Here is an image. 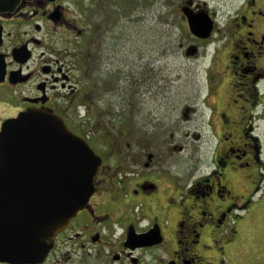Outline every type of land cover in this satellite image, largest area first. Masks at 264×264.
Instances as JSON below:
<instances>
[{"label":"flooded vegetation","instance_id":"flooded-vegetation-1","mask_svg":"<svg viewBox=\"0 0 264 264\" xmlns=\"http://www.w3.org/2000/svg\"><path fill=\"white\" fill-rule=\"evenodd\" d=\"M0 1V135L22 112L51 109L102 158L92 195L49 250L37 235V255L0 251V264H264V0H147L155 27L179 35L171 54L200 66L197 88L159 112L169 78L157 48H140L130 77L140 104L105 101L95 121L97 93L132 87L112 19L139 23L126 4L146 14L144 0ZM10 172L0 203L24 200L41 229L45 176Z\"/></svg>","mask_w":264,"mask_h":264},{"label":"water","instance_id":"water-1","mask_svg":"<svg viewBox=\"0 0 264 264\" xmlns=\"http://www.w3.org/2000/svg\"><path fill=\"white\" fill-rule=\"evenodd\" d=\"M197 25V34H210L211 25ZM101 163V156L89 142L69 128L54 110L31 108L8 121L0 135V195L10 193L2 189L15 177L10 171L38 170L43 173L41 179L45 176L47 202L41 229L30 219L24 200L17 206L0 203V251L6 255L35 256L39 235L40 250L47 252L54 237L92 195ZM33 177L40 180L39 176ZM36 187L39 191V185Z\"/></svg>","mask_w":264,"mask_h":264},{"label":"rangeland","instance_id":"rangeland-1","mask_svg":"<svg viewBox=\"0 0 264 264\" xmlns=\"http://www.w3.org/2000/svg\"><path fill=\"white\" fill-rule=\"evenodd\" d=\"M147 0L142 2L143 12L146 10L144 7L146 6ZM127 12L126 15L129 16L131 14H135L136 19H140L139 23H134L132 21H128L127 18H122L120 21L119 17H115L112 21L114 23V28L110 29V34L117 38V43L119 44L118 49L119 53L123 55V59L126 64L125 73L126 79L129 80L130 77H134L135 75H131L135 73L138 68V64L140 61V48L144 49V52L154 51V48H157L159 53V75L165 73L169 78V89L167 92V98L161 92L159 93L158 99L155 97V101L160 105V110L165 109V106L173 105L175 109L178 110L186 101L187 95L193 93V91L197 88V82L200 79L201 72L199 70L200 66L197 64L187 65L184 64L182 57L175 49L174 55L171 54L172 46L169 43L180 41L178 38V34L175 32H171L167 27L159 24L158 27H155L154 22L150 15V10H146L145 13H141L140 11L135 12V2L127 1ZM132 20V19H131ZM158 43L156 45L155 43ZM84 62V61H83ZM133 71V73L131 72ZM198 70V71H197ZM79 73H83V75H87L88 69L83 66V63L79 66ZM87 78L83 80V85L86 90ZM129 83H131L132 87L128 86L122 87V92L114 95L113 88L111 90L102 91L100 94L95 95V99H98L101 103V106L96 107L91 115L89 121H95L97 119H102L105 113L108 112L106 108V102L111 101L114 103V106H118L119 104H124L130 106V110L135 112L137 105L140 103V98L136 96V87L133 79L130 78ZM161 84L164 81H160ZM127 91H123L126 90ZM106 101V102H105ZM124 101H127L125 103ZM105 102V103H104ZM127 107V106H126ZM164 107V108H163ZM113 115V113H111ZM90 117V114H87ZM116 116H119L116 114ZM135 114H132L134 119ZM100 125H95V131L98 134H103L105 131L103 126L99 128ZM85 133L87 131L85 130ZM97 134V135H98Z\"/></svg>","mask_w":264,"mask_h":264}]
</instances>
